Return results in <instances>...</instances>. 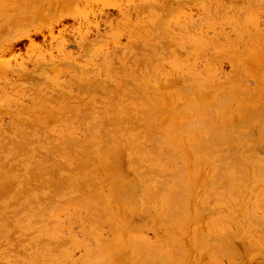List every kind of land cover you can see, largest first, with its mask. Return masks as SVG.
Here are the masks:
<instances>
[{
    "label": "rangeland",
    "instance_id": "obj_1",
    "mask_svg": "<svg viewBox=\"0 0 264 264\" xmlns=\"http://www.w3.org/2000/svg\"><path fill=\"white\" fill-rule=\"evenodd\" d=\"M0 41V264H264V0H0ZM185 77L212 88H259V99L201 96L198 81L192 88ZM186 99L211 110L203 102L189 116ZM249 105L261 113H249ZM131 112L135 120L126 116ZM215 128L220 140L208 132ZM240 128L248 132L239 140ZM168 135L180 148L172 141L170 150ZM207 140L218 142L212 148ZM67 143L76 145L71 153ZM140 143L144 158L154 146L155 155L175 149L171 159L182 178L163 180L156 167V179L149 173L148 180ZM195 153L207 159L195 162Z\"/></svg>",
    "mask_w": 264,
    "mask_h": 264
},
{
    "label": "bare ground",
    "instance_id": "obj_2",
    "mask_svg": "<svg viewBox=\"0 0 264 264\" xmlns=\"http://www.w3.org/2000/svg\"><path fill=\"white\" fill-rule=\"evenodd\" d=\"M221 1H222V0H221ZM183 2H184V1H183ZM195 2H196V1H195ZM197 2H198V1H197ZM172 3H173V2H172ZM231 3H232V2H231ZM257 3H258V2H257ZM179 4H180V3H179ZM225 4H226V3H225ZM257 5H258V4H257ZM174 6H175V5H174ZM177 6H178V5H177ZM172 7H173V6H172ZM255 7H256V6H255ZM52 8H53V7H52ZM142 8H143V7H142ZM253 8H254V7H253ZM165 9H167V8H165ZM132 10H133V9H132ZM142 10H143V9H142ZM176 10H177V9H176ZM219 11H220V10H219ZM222 11H223V10H222ZM64 12H65V11H64ZM134 12H135V11H134ZM15 13H16V12H15ZM48 13H49V12H48ZM13 14H14V13H13ZM229 14H230V12H229ZM12 17H13V16H12ZM52 17H53V15L51 16V18H52ZM53 18H54V17H53ZM34 19H36V18H34ZM37 20H38V19H37ZM6 21H7V20H6ZM159 23H161V22H159ZM196 23H197V22H196ZM37 24H38V23H37ZM161 24H162V23H161ZM13 25H14V24H13ZM15 25H16V24H15ZM159 25H160V24H159ZM13 27H14V26H13ZM22 27H23V26H22ZM23 28H24V27H23ZM25 28H26V26H25ZM25 28H24V30H25ZM27 28H28V27H27ZM164 28H165V27H164ZM249 28H250V27H249ZM11 29H12V28H11ZM158 29H159V28H158ZM26 31H27V30H26ZM14 32H15V31H14ZM252 32H253V31H252ZM7 35H8V34H7ZM7 35H6V36H7ZM11 35H14V34H11ZM158 35H159V34H158ZM6 36H5V37H6ZM5 37H4V39H5ZM7 37H8V36H7ZM161 37H162V36H161ZM159 38H160V37H159ZM2 40H3V38H2ZM31 41H32V39H31ZM31 41H30V42H31ZM0 42H1V41H0ZM7 42H8V41H7ZM11 42H12V41H11ZM32 42H33V41H32ZM2 43H3V42H2ZM170 43H171V42H170ZM0 44H1V43H0ZM31 44H32V43H31ZM260 44H261V43H260ZM108 45H109V44H108ZM170 46H171V45H170ZM84 47H85V46H84ZM138 47H139V46H138ZM156 47H157V46H156ZM262 47H264V46H262ZM262 47H261V48H262ZM150 48H151V47H150ZM158 49H159V48H158ZM254 50H255V49H254ZM138 52H139V50H138ZM114 53H115V52H113L112 55H114ZM147 53H148V52H147ZM117 54H118V53H117ZM179 54H180V53H179ZM235 54H236V53H235ZM262 54H263V52H262ZM8 56H9V55H8ZM262 56H263V55H262ZM1 59H2V58H1ZM100 59H101V57H100ZM4 60H5V59H4ZM128 60H129V59H128ZM7 61H8V59H7ZM129 61H130V60H129ZM143 61H144V60H143ZM252 61H254V60H252ZM247 62H248V61H247ZM138 63H139V62H138ZM234 63H235V62H234ZM251 63H253V62H251ZM41 64H42V63H40V65H41ZM69 64H70V63H69ZM106 64H107V63H106ZM239 64H240V63H239ZM253 64H254V63H253ZM53 65H54V63H53ZM73 65H74V64H73ZM247 65H248V64H247ZM41 66H42V65H41ZM71 66H72V64H71ZM238 66H239L240 68L242 67V66H240V65H238ZM45 67H46V66H45ZM74 67H75V66H74ZM239 67H238V68H239ZM7 68H10L11 72H12V71H13V72H18L17 69H16V71L13 70V68H12L10 65H8ZM35 68H36V67H35ZM76 68H77V67H76ZM238 68H237V69H238ZM242 68H243V67H242ZM20 69H23V68H20ZM77 69H78V68H77ZM88 69H89V68H88ZM243 69H244V68H243ZM243 69H239V71H240V70L242 71ZM262 69H264V68H262ZM10 70H7V71H10ZM33 70H34V69H33ZM39 70H40V69H39ZM46 70H47V69H46ZM124 70H125V69H124ZM128 70H129V69H128ZM34 71H35V70H34ZM114 71H115V70H114ZM233 72H234V71H233ZM131 74H132V73H131ZM237 75H238V74H237ZM138 76H139V75H138ZM178 76H179V75H178ZM233 76H234V75H233ZM241 76H242V75H241ZM179 77H180V76H179ZM205 78H206V77H205ZM195 79H196V78H195ZM200 79H201V78H200ZM200 79L197 78V80H194V81H198L197 83H199V87L201 88L200 94L205 93L206 91H207V93H209L208 91H210V92L213 93V94L218 93V95L223 93V95H221V96H224V95H225L224 98H226V102H227L228 99H229V98H227V97H236V96H238V95L241 96V94L243 93V96H246L245 98H246V100H247V104H248V102H249V101H248L249 98L252 99L253 101H256V100H254V99H255L256 97H258L257 89H259V88L255 89V90H249V89H245V90H244V89H241L237 83H234V84L229 83L227 86H225L224 84H222V85L218 84V85H220L218 88L215 87L216 85H214L215 88H212L213 86L211 87L210 84L205 83V80H203V81H204V83H203L202 81H200ZM24 80H25V79H24ZM90 80H91V79H90ZM92 80H93V79H92ZM189 80L192 82V81H193V78H192V77H191V78H190V77H185V78H184V84H186ZM201 80H202V79H201ZM44 81H45V80H44ZM186 81H187V82H186ZM190 81H189V83H190ZM194 81H193L192 86H191L192 88H193V87H196V86H194V85H195ZM261 81H262V80H261ZM84 82H85V81H84ZM99 82H100V81H99ZM106 82H107V81H106ZM139 82H140V81H139ZM259 82H260V81H259ZM96 83H97V82H96ZM189 83L186 85L187 87L189 86ZM101 84H102V83H101ZM184 84H183V87H184ZM190 84H191V83H190ZM236 84H237V85H236ZM260 84H261V83H260ZM47 85H49V83H48ZM125 85H126V84H125ZM131 85H132V84H131ZM140 85H141V84H140ZM101 86H102V85H101ZM237 86H238V87H237ZM255 86H257V85H255ZM122 87H123V86H122ZM171 87H172V86H171ZM187 87H186V88H187ZM107 88H108V87H107ZM115 88H116V87H115ZM179 88H180V87H179ZM183 89H184V88H183ZM190 89H191V88H190ZM237 89H239V90L237 91ZM240 89H241L242 92H239ZM118 90H119V89H118ZM180 90H181V89H180ZM188 90H189V88H188ZM262 90H263V89H262ZM54 91H55V90H54ZM56 91H57V90H56ZM114 91H115V89H114ZM183 92H185V91H183ZM198 92H199V91H198ZM186 93L189 94V92H186ZM207 93H206V94H207ZM181 94H182V92H181ZM116 95H117V94H116ZM137 95H139V94H137ZM207 95H208V94H207ZM207 95H205V100H206V98H207ZM262 95H263V94H262ZM56 96H57V95H56ZM64 96H65V95H64ZM201 96H203V94H202ZM211 96H212V95H210V98H211V100H212L213 97H211ZM226 96H227V97H226ZM240 96H239V97H240ZM140 97H141V96H140ZM218 97H219V96H217V97H215V98H218ZM239 97H238V98H239ZM248 97H249V98H248ZM259 97H260V96H259ZM65 98H66V97H65ZM127 98H128V97H127ZM210 98H207V99L210 100ZM243 98H244V97H243ZM243 98L240 99V101H242V100L245 99V98H244V99H243ZM116 99H117V98H116ZM118 99H119V98H118ZM118 99H117V100H118ZM152 99H153V98H152ZM199 99H201V101H202V99H204V97L201 98V97L199 96ZM218 99H223V98L219 97ZM230 99H231V98H230ZM234 99H235V98H234ZM256 99H257V98H256ZM258 99H259V98H258ZM258 99H257V100H258ZM260 99H261V97H260ZM55 100H56V99H55ZM137 100H138V99H137ZM154 100H155V99H154ZM208 100H206V102H207ZM216 100H217V99H215L214 101H216ZM235 100H236V99H235ZM235 100H234V103H235L236 101H237V103H239V102H238L239 99L236 100V101H235ZM246 100H244V101L246 102ZM252 100H251V102H252ZM51 101H52V100H51ZM194 101H195V100H194ZM197 101H198V100H197ZM199 101H200V100H199ZM199 101H198V102H199ZM212 101H213V100H212ZM214 101H213V102H214ZM220 101L223 102L224 100H220ZM231 101H232V100H231ZM231 101L229 100V102H230L229 105L231 104ZM244 101H243V102H244ZM143 102H144V101H143ZM184 102H185V101H184ZM191 102H193V101H191ZM191 102L189 101L190 104H191ZM195 102H196V101H195ZM195 102H194L193 104H195ZM198 102H196V105H198V104L201 105V107H199V108H197V107H196L195 105H193V104H191V105L189 104V105H188V102H187V99H186V104H187V105L185 104V105H186L185 108H187V106H188V108H187L188 111H187V112H189V116H192V114H190V112L193 113V112H195L197 109H200V108L203 109L202 107H203L204 105H205L204 108L206 109V107L209 105V104H208V105L206 106L207 103H206L205 101H203V102H204V105H203V102H202V103H200V102L198 103ZM216 102L219 103L218 100H217ZM224 102H225V101H224ZM245 102H244V103H245ZM251 102H250V104H251ZM197 103H198V104H197ZM205 103H206V104H205ZM232 103H233V101H232ZM2 104H3V103H2ZM144 104H145V102H144ZM211 104H212V103H210V106H211ZM213 104H214V103H213ZM213 104H212V105H213ZM216 104H217V103H215V106H216ZM239 104H240V103H239ZM241 104L243 105V103H241ZM247 104H246L245 106H247ZM254 104H255V102H254ZM256 104H257V103H256ZM261 104H262V103H261ZM261 104H258V105L261 106ZM49 105H50V104H49ZM218 105H219V104H218ZM226 105H227V103H226ZM242 105H241V106H242ZM262 105H263V104H262ZM51 106H52V105H51ZM176 106H177V105H176ZM178 106H179V105H178ZM210 106H209V107H210ZM215 106L213 105V108H214V109L217 107V106H216V107H215ZM239 106H240V105H239ZM239 106H238V108H240ZM251 106H252V105H249L248 108L251 107ZM254 106H255V105H254ZM254 106H252V107L250 108V110H251ZM260 106H255V107H260ZM114 107H115V106H114ZM179 107H180V106H179ZM219 107H222V108H223L222 103L219 105ZM242 107H243V106H242ZM126 108H128V107H126ZM130 108H131V110L133 109L131 106H130ZM130 108H129V109H130ZM134 108H135V106H134ZM207 108H208V107H207ZM210 108H211V107H210ZM210 108H208V109L211 110ZM217 108H218V107H217ZM228 108H229V107H228ZM238 108H237V109H238ZM243 108H244V107H243ZM243 108H242V109H243ZM245 108H246V107H245ZM261 108H263V107H261ZM158 109H159V108H158ZM160 109H161V108H160ZM164 109H165V108H164ZM178 109H179V108H178ZM201 109H200V110H201ZM205 109H204V110H205ZM220 109H221V108H220ZM220 109H216V110H217V111L219 110V112H220ZM242 109H238V112L240 113V110H242ZM257 109H258V108H257ZM209 110H208V112H209ZM246 110H247V109H245V111H246ZM127 111H128V110H127ZM134 111H136V109H133V112H134ZM157 111H158V110H157ZM167 111H168V110H167ZM205 111H206V110H205ZM205 111H204V112H205ZM217 111L215 112V111L212 110V113L215 112L217 115H219V113H217ZM260 111H261V110H260ZM260 111L252 109L251 112H249V113H252V114L255 113V114H256V113H261ZM263 111H264V110H263ZM263 111H262V114H264ZM145 112L147 113V111L144 110V114H145ZM153 112H155V111H153ZM164 112H165V110H164ZM200 112H201V111H200ZM226 112H227V111H226ZM107 113H108V112H107ZM113 113H114V112H113ZM124 113H125V112H124ZM124 113H122L123 116L125 115ZM155 113H156V112H155ZM157 113H158V112H157ZM165 113H167V112H165ZM184 113H185V112H184ZM209 113H211V112H209ZM209 113H208V114H209ZM223 113H224V112H223ZM223 113H222V114H223ZM227 113H228V112H227ZM130 114H131V115L126 114V116H131V117H133L134 115H136V114H134V113H132V112H131ZM133 114H134V115H133ZM158 114H159V113H158ZM169 114H170V113H169ZM187 114H188V113H187ZM201 114H202V113H201ZM204 114H206V113H204ZM216 114H215V115H211V119L208 121L209 124H210V121H212V122L214 123V121H215L216 119L212 118V116H214V117L216 118V117H217ZM222 114H221V115H222ZM240 114H241V113H240ZM240 114H239V115H240ZM142 115H143V114H142ZM151 115H152V114H151ZM154 115H155V114H153V116H154ZM194 115H196V112H195ZM223 115H224V114H223ZM241 115H243V114H241ZM241 115H240L241 118L239 117V120H240V119L242 120V117H243V116H241ZM253 115H254V114H253ZM257 115H258V114H257ZM136 116H137V115H136ZM155 116H156V115H155ZM159 116H160V114H159ZM166 116H167V115H166ZM199 116H200V115H199ZM199 116H198V118H197L196 120H199V119H200ZM202 116L204 117V115H202ZM202 116H201V118H202ZM234 116H235V115H234ZM234 116H233V117H234ZM131 117H130V121H133ZM150 117H151V116H150ZM186 117H188V116H186ZM195 117H196V116H195ZM205 117H206V121H207V119L210 118V117H208V115H206ZM207 117H208V118H207ZM244 117H245V116H244ZM136 118H137V117H136ZM143 118H144V116H143ZM146 118H147V117H146ZM164 118H165V117H164ZM121 119H122V118H121ZM133 119L135 120V116H134ZM189 119L192 120V119H195V118H192V119H191V117H189ZM202 119L205 120V118H202ZM202 119H200V120L198 121V123H201V121H202V122H204L205 124H207V125H205V126L208 127L209 124H208L206 121L202 120ZM212 119H213L214 121H213ZM110 120H112V119H110ZM127 120L129 121L128 118H127ZM142 120H143V119H142ZM149 120H150V119H149ZM154 120H155V117H154ZM182 120H183V119H182ZM182 120H181V122H182ZM196 120H194L195 123L197 122ZM225 120H226V119H225ZM241 120H240V121H241ZM243 120H244V119H243ZM63 121H64V120H63ZM146 121H147V120H146ZM167 121H168V120H167ZM192 121H193V120H192ZM194 121L192 122V125H193ZM228 121H229V120H228ZM126 122H127V121H126ZM138 122H139V121H138ZM155 122H156V121H155ZM155 122H154V123H155ZM212 122H211V124L209 125V127H210L211 125H212V127H213V123H212ZM216 122H217V121H216ZM216 122H215V123H216ZM248 122H249V121H248ZM251 122H253V121H251ZM134 123H135V122H134ZM145 123H146V122H145ZM145 123H143V124H145ZM154 123H153L152 125H157V124H158V123H157V124H154ZM166 123H167V122H166ZM166 123H165V126H166ZM195 123H194V125H195ZM198 123H197V124H198ZM204 123H203V124H204ZM221 123H222V122H221ZM228 123H229V122H228ZM236 123H238V122H236ZM245 123H247V122L245 121ZM258 123H259V121H258ZM48 124H49V123H48ZM143 124H142V125H143ZM203 124H202V125H203ZM224 124H225V123H223V125H224ZM229 124H232V123H229ZM256 124H257V123H256ZM256 124H255V125H256ZM26 125H27V124H26ZM108 125H109V124H108ZM132 125H133V123H132ZM135 125H136V124H134V126H135ZM142 125H141V126H142ZM182 125H183V124H182ZM200 125H201V124H199V127H200ZM202 125H201L200 129H199V127H198L197 125H195V127L197 126V127H196V130H197V131H198V129H199V130H201V129L205 130V129H204L205 126L203 125L204 127H202ZM217 125H218V124H217ZM241 125H242V124H241ZM252 125H253V123H252ZM255 125H254V126H255ZM113 126H114V125H113ZM117 126H118V125H117ZM127 126H128V125H127ZM137 126H139V124H138ZM143 126H144V125H143ZM157 126H158V125H157ZM178 126H179V125H178ZM180 126H181V124H180ZM180 126H179L178 129L181 131V127H180ZM214 126H215V125H214ZM218 126H219V125H218ZM227 126H228V125H227ZM244 126H245V125H244ZM244 126H243V127H244ZM130 127H131V124H130ZM132 127H133V126H132ZM162 127H164V126H162ZM182 127L185 128V126H182ZM193 127H194V126H193ZM193 127H192V129H193ZM222 127H223V126H222ZM225 127H226V125H225ZM225 127H223V128H225ZM154 128H155V126H154ZM157 128H158V127H157ZM159 128H160V127H159ZM159 128H158V129H159ZM184 128H183V131H181V133H183V134H184V133H187V135H188V133H191V132H188V130H187V129H184ZM186 128H187V126H186ZM197 128H198V129H197ZM213 128H214V127H213ZM217 128H218V127H217ZM230 128H231V127H230ZM249 128H251V127H249ZM44 129H45V128H44ZM130 129H131V128H130ZM162 129H163V128H162ZM164 129H165V128H164ZM164 129H163L162 132H165ZM174 129H175V128H173L172 130H174ZM176 129H177V127H176ZM194 129H195V128H194ZM207 129L212 130V128H207ZM219 129H222L221 126H220ZM231 129H232V128H231ZM9 130H10V129H9ZM45 130H46V129H45ZM135 130H136V129H135ZM145 130H146V129H145ZM155 130H157V129H155ZM160 130H161V129H160ZM203 130H202L201 133L199 132V134L207 133L206 130H205L206 132L203 131ZM215 130H216V128L213 129V131H208V132L211 133V132H214ZM226 130H227V128H226ZM237 130H238V131H242L241 128H240V130H239V129H237ZM243 130H244V129H243ZM132 131H134V130H132ZM143 131H144V130H143ZM152 131H153V130H152ZM176 131L179 132L178 130H176ZM185 131H187V132H185ZM190 131H191V128H190ZM197 131H195V132H197ZM216 131H217V130H216ZM216 131H215V132H216ZM219 131H220V130H219ZM222 131H223V130H222ZM252 131H253V130H252ZM28 132H29V131H28ZM146 132H147V131H146ZM149 132H150V131H149ZM149 132H147L148 135H149ZM170 132H171V130H170ZM192 132H194V131L192 130ZM242 132H243V131H242ZM242 132H239V134H240V135L238 136V137H239V140H240V138H241L240 136H242V134H244V132H246V130H244L243 133H242ZM247 132H248V131H247ZM247 132H246V134H247ZM257 132H258V131H257ZM259 132H260V131H259ZM262 132H263V131H262ZM141 133L143 134V132H141ZM168 133H169V131H168ZM217 133H218V132H217ZM217 133H214V134L211 133V134H213L212 136L214 137V135L217 134ZM250 133H251V132H250ZM260 133H261V132H260ZM155 134H156V132H155ZM195 134H196V133L192 134L191 136H194ZM199 134H198V135H199ZM211 134H210V135H211ZM220 134H221V133H220ZM222 134H223V133H222ZM222 134L219 135V137L222 136ZM224 134H225V132H224ZM236 134H238V133H236ZM236 134H235V135H236ZM246 134H245V135H246ZM262 134H264V133H262ZM148 135H147V137H148ZM158 135H159V134H158ZM164 135H165V133H163L161 136L164 137ZM169 135H170V133H169ZM169 135H168V136H169ZM172 135H174V134H172ZM181 135H182V134H181ZM184 135H185V134H184ZM203 135H204V134H203ZM230 135H231V134H230ZM233 135H234V133H233ZM260 135H261V134H260ZM125 136H126V135H125ZM140 136H141L140 139H142V138L145 137V135H144V137H142L143 135H140ZM150 136H151V135H150ZM155 136H157V134H156ZM155 136H154V137H155ZM182 136H183V135H182ZM212 136H210V138H212ZM223 136H224V135H223ZM228 136H229V135H228ZM228 136H224V137L227 138ZM231 136H232V135H231ZM236 136H237V135H236ZM135 137H137V136H135ZM151 137H152V136H151ZM151 137H150V138H151ZM157 137H158V136H157ZM159 137H160V136H159ZM169 137H170V140H171L172 137H171V136H169ZM169 137H167V138L169 139ZM175 137H176V136H174L173 138H175ZM197 137H198V136H197ZM203 137H205V136H203ZM224 137H222V138L224 139ZM233 137H234V136H233ZM233 137H230L232 142H233V141H238V140H232ZM3 138H4V137H3ZM145 138H146V137H145ZM145 138H144V139H145ZM160 138H161V137H160ZM178 138H180V133H179V137H178ZM183 138H184V137H183ZM192 138H193V137H192ZM208 138H209V136H208L206 139H208ZM214 138H215V137H214ZM234 138H235V137H234ZM236 138H237V137H236ZM236 138H235V139H236ZM242 138H243V137H242ZM254 138H255V137H254ZM117 139H119V138H117ZM152 139H153V138H152ZM155 139H156V138H155ZM194 139H195V138H194ZM197 139H198V138H197ZM206 139L204 138V140H206ZM215 139L220 140L218 137H216ZM228 139H229V138H228ZM237 139H238V138H237ZM250 139H251V138H250ZM39 140H40V139H39ZM70 140H71V139H69L68 143L70 142ZM134 140H135V138H134ZM146 140H147V138H146ZM146 140H144V141L147 142ZM149 140H150V139H149V137H148V141H149ZM157 140H158V139H157ZM161 140H162V139H161ZM170 140H169V141H170ZM173 140H174V139H173ZM173 140H171L170 142H169V141H167V142L164 141V143H165V144L167 143V145L169 146V148H170V147L172 148V146L170 145V143H171ZM189 140H190V139H188L187 141H189ZM192 140H193V139H192ZM210 140H211V139H210ZM210 140H207V142L210 141ZM212 140H213V139H212ZM218 140L215 141V142H212V143H211V145H213L212 148H214V145H215L216 142H218ZM153 141H155V140L153 139ZM158 141H159V140H158ZM158 141L156 142L157 144L162 142V141H160V142H158ZM175 141L177 142V146H178L180 139H179V141H177V137H176ZM175 141H173V142H175ZM194 141H196V140H193V142H194ZM243 141H245V140L243 139ZM12 142H14V141H12ZM15 142H16V141H15ZM66 142H67V141H66ZM71 142H72V140H71ZM173 142H172V143H173ZM238 142H239V141H238ZM245 142H246V141H245ZM250 142H251V141H250ZM68 143L66 144V146L68 145ZM138 143H139V142H138ZM138 143H137V144H138ZM142 143H143V142H142ZM142 143H140V144L142 145ZM156 143H155V144H156ZM168 143H169V144H168ZM172 143H171V144H172ZM190 143H191V142H190ZM200 143H201V142H200ZM202 143H206V142L203 141ZM208 143H209V142H208ZM219 143H220V141H219ZM16 144H17V143H16ZM76 144H77V142H76ZM107 144H108V143H107ZM146 144H147V143H146ZM151 144H152V142H151ZM161 144H163V142H162ZM161 144H158V145H160V147H162ZM192 144H193V143H192ZM194 144H195V143H194ZM217 144H218V143H217ZM238 144H239V143H238ZM238 144H237V145H238ZM241 144H243V143H240V145H241ZM62 145H63V144H62ZM64 145H65V144H64ZM69 145H70L71 147H73V148H74V146H76V145H72L71 143H70ZM77 145H78V144H77ZM143 145H145V144H143ZM143 145L141 146L142 148H140V150H142L143 148L145 149V146L143 147ZM149 145H150V144H149ZM158 145H157V147H159ZM167 145H166V148H167V149H166V148H163V149H166L167 152H168L169 149H168ZM195 145H199V144L196 143ZM195 145H194V147H193L194 150H195ZM203 145H204V144H203ZM209 145H210V143H209ZM211 145H210V146H211ZM221 145H222V144H221ZM223 145H225V144H223ZM263 145H264V143H263ZM70 146H69V147L67 146V147L65 148V151H66L67 149H71V150H72V148H70ZM134 146H137V149H139V147H140V145H134ZM164 146H165V145H164ZM173 146H175V144H174ZM190 146H191V145H190ZM247 146L250 147L249 144H248ZM252 146H254V145H251V148L253 149ZM261 146H262V145H261ZM155 147H156V146H154V148L152 147L153 151H150V152H149V157H148V158H144L143 150H142V154H139V156H140V155H142V156H140L139 158L137 157V158L139 159V161H140L142 164L146 165V168H147V170H148V172H147L148 175L146 174V176H147V178H149L148 180L153 179V178H150V176H149L150 174H149V173H151V176L154 177V180L156 179V177H155L156 175L153 176V172H155L154 170H155L156 167L159 168V169L157 168L159 171H156V172H160V173H157V176H158L159 174L162 175L163 172H164L165 175H162L163 178L161 177L163 180H164L165 178H168V179H171V178H172V179H173V176H174V179H175V177H179L178 179L182 178V176H180V175H181L180 172H178V169H177V172H175V169H176V168L174 169V166H175L177 163L175 164V161H174L173 159H171L172 154H173L176 150L173 148L175 151L172 149L173 152H171V151L169 152V153H171V156H168L169 153H167V155H166V153H163L164 150L161 151V152L163 153V155H162V153L155 155V153H154V149H157V148H155ZM160 147H159V150L161 149ZM178 147H179V146H178ZM198 147H200V146H198ZM198 147L196 146V148H198ZM201 147H202V145H201ZM206 147H208V145H207ZM206 147H205V145H204V146L202 147V149H199L200 152H201L204 148H206ZM218 147L220 148V146H218ZM236 147H237V146H236ZM238 147H239V146H238ZM21 148H23V147H21ZM171 148H170V150H171ZM175 148H176V147H175ZM179 148H180V147H179ZM193 148H192V149H193ZM209 148H210V147H208V149H209ZM212 148H211V150H213ZM226 148H227V149H226L225 151H227L229 147H226ZM233 148H234V147H233ZM242 148H243V147H242ZM15 149H16V148H15ZM177 149H178V148H177ZM208 149L206 148V150H208ZM223 149H224V148H223ZM243 149H244V148H243ZM56 150H57V149H56ZM56 150H55V151H56ZM71 150H67V151H69V152L71 153ZM116 150H117V149H116ZM150 150H151V145H150ZM159 150H158V152H157V150H156V152L159 153V152H160ZM166 150H165V152H166ZM181 150H182V149H181ZM194 150H192V151H194ZM238 150H239V149H238ZM245 150H246V149H245ZM248 150H249V149H248ZM59 151H61V150H59ZM136 151H137V150H136ZM196 151H198V150H196ZM196 151H195V152H196ZM208 151H210V150H208ZM208 151H207V152H208ZM219 151H220V150H219ZM225 151H224V152H225ZM243 151H244V150H243ZM246 151H247V150H246ZM246 151H245V152H246ZM26 152H27V151H26ZM56 152H57V151H56ZM75 152H76V151H75ZM82 152H83V151H82ZM82 152H81V153H82ZM114 152H115V151H114ZM138 152H139V151H138ZM138 152H137V154L134 153V154H132V155H135V154H136V156H138ZM176 152H177V151H176ZM198 152H199V151H198ZM203 152H204V150H203ZM215 152H216V151H215ZM237 152H238V151H237ZM183 153H184V152H183ZM193 153H194V152H193ZM209 153H210V152H208V154H209ZM212 153H213V151H212ZM220 153H221V152H220ZM242 153H243V152H242ZM253 153H254V152H252V155H253ZM19 154H20V153H19ZM117 154H118V153H117ZM117 154H116V155H117ZM203 154H206V152H204ZM214 154H215V153H214ZM246 154H247V153H246ZM249 154H250V153H249ZM249 154H248L246 157H248ZM72 155H73V154H72ZM176 155H177V153H176ZM180 155H181V154H180ZM182 155H183V154H182ZM184 155H185V154H184ZM195 155H196V153H195ZM200 155H201V157H203L202 159H204V156H205V155L202 156V153H201ZM200 155H199V156H200ZM228 155H229V154H228ZM239 155H240V154H239ZM12 156H13V155H12ZM17 156H18V154H17ZM35 156H37V155H35ZM47 156H48V155H47ZM161 156L163 157V159L160 158ZM173 156H174V154H173ZM185 156H186V155H185ZM206 156H207V154H206ZM211 156H212V154H211ZM214 156H215V155H214ZM222 156H223V155H222ZM237 156H238V155H237ZM254 156H255V155H254ZM18 157H19V156H18ZM176 157H177V156H176ZM178 157H179V155H178ZM181 157H182V156H181ZM195 157H196L195 162L200 161V160H197V159L199 158L197 155H196ZM201 157H200L199 159H201ZM208 157H209V156H207V158H208ZM229 157H230V156H229ZM231 157H232V156H231ZM246 157H245V160H246ZM249 157H250V156H249ZM132 158H133V157H132ZM137 158H136V159H137ZM174 158H175V156H174ZM207 158H206V159H207ZM210 158H211V157H210ZM239 158H240V157H239ZM77 159H78V158H77ZM160 159H161V160H164V161H161ZM181 159L183 160V157H182ZM206 159H204V160H206ZM213 159H214V158H213ZM224 159H226V158H224ZM235 159H238V158L235 157ZM240 159H242V157H241ZM46 160H47V159H46ZM209 160H210V159H209ZM211 160H212V159H211ZM220 160H221V159H220ZM222 160H223V159H222ZM226 160H227V159H226ZM180 161H181V160H180ZM223 161H224V160H223ZM223 161H222V162H223ZM233 161H234V160H233ZM263 161H264V160H263ZM164 162L167 163V167H169L170 169H169V168L165 169L166 165L164 164ZM177 162H178V161H177ZM201 162H202V161H201ZM45 163H46V162H45ZM132 163H133V162H132ZM184 163H185V162H184ZM203 163H204V162H203ZM207 163H208V161H207ZM241 163H242V162H241ZM178 164H179V163H178ZM199 164L201 165V163H199ZM204 164H205V163H204ZM211 164H212V163H211ZM229 164H230V163H229ZM232 164H233V163H232ZM245 164H246V163H245ZM2 165H3V164H2ZM61 165H62V164H61ZM179 165H180V164H179ZM246 165H247V164H246ZM246 165H245V166H246ZM44 166H45V165H44ZM139 166H140V163H139V165H137V167H139ZM176 166H177V165H176ZM180 166H181V165H180ZM196 166H198V164H197ZM223 166H224V165H223ZM240 166H241V165H240ZM53 167H54V166H53ZM60 167H61V166H60ZM135 167H136V165H135ZM135 167H134V168H135ZM185 167H186V166H185ZM185 167H181V168H185ZM194 167H195V165L193 166V168H194ZM224 167H225V166H224ZM226 167H227V166H226ZM243 167H244V166H243ZM260 167H262V166H260ZM36 168H37V167H36ZM179 168H180V167H179ZM181 168H180V169H181ZM186 168H187V167H186ZM218 168H219V167H218ZM227 168H228V167H227ZM237 168H238V167H237ZM241 168H242V167H241ZM9 169H10V168H9ZM38 169H39V168H38ZM74 169H75V168H74ZM138 169H139V168H138ZM180 169H179V170H180ZM187 169H188V168H187ZM196 169H198V168H196ZM222 169H223V168H222ZM225 169H226V168H225ZM234 169H235V168H234ZM243 169H245V168H243ZM135 170H136V169H135ZM135 170H134V171H135ZM140 170H141V169H140ZM140 170H139V171H140ZM143 170H145V169L143 168L142 171H143ZM173 170H174V171H173ZM182 170H183V169H182ZM218 170H219V169H217V171H218ZM220 170H221V169H220ZM241 170H242V169H241ZM10 171H11V170H10ZM14 171H15V170H14ZM58 171H59V170H58ZM142 171H141V172H142ZM183 171H184V173H185V170H183ZM183 171H181V173H182ZM262 171H264V170H262ZM11 172H13V171H11ZM53 172H54V171H53ZM136 172H137V171H136ZM141 172H140V173H141ZM143 172H144V171H143ZM156 172H155V173H156ZM238 172H239V171H238ZM243 172H244V170H243ZM260 172H261V171H260ZM140 173H139V174H140ZM187 173H188V172H187V170H186V174H187ZM216 173H217V172H216ZM40 174H41V173H40ZM137 174H138V173H137ZM189 174H190V173H189ZM241 174H242V173H241ZM262 174H263V173H261V175H262ZM142 175H144V177H145V174L142 173L141 176H142ZM209 175H210V174H209ZM222 175H223V174H222ZM222 175H221V176H222ZM224 175H225V174H224ZM133 176H134V175H133ZM148 176H149V177H148ZM165 176H166V177H165ZM183 176H184V174H183ZM216 176H218V175H216ZM242 176H243V175H242ZM247 176H248V175H247ZM41 177H43V176H41ZM41 177H40V178H41ZM117 177H120V176L118 175ZM135 177H136V176H135ZM137 177H138V176H137ZM144 177H143V178H144ZM159 177H160V176H159ZM159 177H158V178H159ZM164 177H165V178H164ZM184 177H185V176H184ZM184 177H183V178H184ZM187 177H188V175H187ZM189 177H190V175H189ZM120 178H122V177H120ZM120 178H119V179H120ZM133 178H134V177H133ZM141 178H142V177H141ZM141 178H140V179H141ZM147 178H146V179H147ZM190 178H191V177H190ZM225 178H226V176H225ZM229 178H230V176H229ZM234 178H236V177H234ZM241 178H242V177H241ZM241 178H240V179H241ZM114 179H115V178H114ZM162 179H161V180H162ZM187 179H188V178H187ZM187 179H186V180H187ZM215 179H217V178L215 177ZM227 179H228V178H227ZM238 179H239V178H238ZM243 179H244V178H243ZM243 179H242V180H243ZM245 179H246V178H245ZM43 180H44V179H43ZM51 180H52V179H51ZM53 180H54V179H53ZM125 180H126V178H125ZM144 180H145V179H144ZM144 180L142 179V182H143V183H144ZM148 180H147V182H148ZM157 180H158V179H157ZM183 180H184V179H183ZM183 180H181V181H183ZM186 180H185V181H186ZM212 180H213V179H212ZM232 180H233V179H232ZM246 180H247V179H246ZM108 181H109V179H108ZM115 181H117V180H115ZM188 181H189V180H188ZM224 181H225V180H224ZM229 181H230V180H229ZM229 181H228V182H229ZM12 182H13V181H12ZM28 182H29V181H28ZM37 182H38V181H37ZM111 182H112V181H111ZM122 182H123V180H122ZM147 182H146V183H147ZM149 182H150V181H149ZM149 182H148V183H149ZM212 182H213V181H212ZM242 182H243V181H242ZM31 183H32V182H31ZM43 183H44V182H43ZM113 183H114V180H113ZM131 183H133V182H131ZM146 183H145V184H146ZM148 183H147V185H148ZM157 183H158V182H157ZM157 183H156V184H157ZM162 183H163V182H162ZM174 183H175V182H174ZM183 183H184V182H183ZM183 183H181V184H183ZM187 183H188V182H187ZM191 183H192V182H191ZM210 183H211V182H210ZM213 183H214V182H213ZM217 183H218V182H217ZM4 184H5V183H4ZM129 184H130V183H129ZM149 184H151V183H149ZM188 184H189V183H188ZM227 184H228V183H227ZM25 185H26V183H25ZM52 185H53V184H52ZM60 185H61V184H60ZM132 185H133V184H132ZM136 185H137V184H136ZM147 185H145V186H147ZM157 185H159V184H157ZM166 185H167V184H166ZM177 185H178V184H177ZM191 185H192V184H191ZM220 185H221V184H220ZM222 185H223V184H222ZM228 185H229V184H228ZM230 185H232V184H230ZM2 186H3V184H2ZM145 186H144V189H145L144 193H145L146 190H147V189H146L147 187L145 188ZM150 186H152V185H150ZM154 186H155V185H154ZM226 186H227V185H226ZM243 186H244V185H243ZM243 186H242V188H243ZM41 187H42V186H41ZM50 187H51V185H50ZM112 187H113V186H112ZM120 187H122V186H120ZM132 187H133V186H132ZM169 187H170V186H169ZM169 187H168V188H169ZM2 188H4V187H2ZM35 188H37V187H35ZM48 188H49V187H48ZM54 188H55V187H54ZM136 188H137V187H136ZM148 188H149V187H148ZM159 188H160V187H159ZM172 188H173V187H172ZM208 188H209V187H208ZM223 188H224V187H223ZM94 189H95V188H94ZM111 189H112V188H111ZM144 189H143V190H144ZM169 189H170V188H169ZM177 189H178V188H176L175 190H177ZM262 189H264V188H262ZM114 190H115V189H114ZM119 190H120V188H119ZM121 190H122V188H121ZM133 190H134V188H133ZM140 190H141V189H140ZM185 190H186V189H185ZM185 190H184V191H185ZM229 190H230V189H229ZM229 190L227 189V191H229ZM51 191H52V190H51ZM60 191H61V190H60ZM80 191H81V190H80ZM115 191H117V189H116ZM165 191H166V190H164V193H165ZM187 191H188V190H186L185 192H187ZM81 192H82V191H81ZM90 192H91V191H90ZM121 192H122V191H121ZM147 192H148V190H147ZM147 192H146V193H147ZM154 192H155V191H153V193H154ZM174 192H175V191H174ZM189 192H190V191H189ZM225 192H226V190H225ZM57 193H58V192H57ZM60 193H61V192H60ZM112 193H113V192H112ZM142 193H143V191H142ZM168 193H172V192H169V191H168ZM178 193H179V192H178ZM235 193H236V192H235ZM115 194H116V196H117V193H115ZM119 194H120V193H119ZM121 194H122V193H121ZM135 194H136V193H135ZM159 194H160V193H159ZM159 194H158V197H159ZM187 194H188V193H187ZM187 194H186V195H187ZM206 194H207V193H206ZM18 195H20V194H18ZM83 195H84V194H83ZM89 195H90V194H89ZM89 195H88V197H89ZM97 195H98V194H97ZM132 195H133V193H132ZM145 195H146V194H145ZM150 195H151V194H150ZM171 195H172V194H171ZM173 195H175V194H173ZM173 195H172V196H173ZM235 195H236V194H235ZM121 196H122V195H121ZM123 196H124V195H123ZM125 196H126V195H125ZM151 196H152V195H151ZM153 196H154V195H153ZM160 196H161V195H160ZM169 196H170V195H169ZM169 196H168V197H169ZM178 196H179V195H178ZM181 196H182V195H181ZM3 197H4V196H3ZM102 197H103V196H102ZM173 197H174V196H173ZM173 197H171L172 200H173ZM175 197H176V196H175ZM182 197H183V196H182ZM89 198H90V197H89ZM99 198H100V197H99ZM117 198H118V196H117ZM128 198H129V197H128ZM128 198L125 197L124 199H128ZM148 198H149V195H148ZM150 198H151V197H150ZM169 198H170V197H169ZM176 198H177V197H176ZM179 198H181V197H179ZM210 198H211V197H210ZM91 199H92V198H91ZM94 199H97V198H93V200H94ZM101 199H102V200H101ZM101 199L98 200V203H97V200H94V201H96L95 203L98 205V204L100 203V200H101V204H102V201L104 202V200H103V198H101ZM114 199H115V198H114ZM124 199H123V200H124ZM152 199H153V198H152ZM177 199H178V198H177ZM118 200H119V199H118ZM128 200H129V199H128ZM147 200H148V199H147ZM166 200H167V199H166ZM178 200H179V199H178ZM178 200H177V201H178ZM180 200H181V199H180ZM39 201H40V200H39ZM54 201H56V200H54ZM73 201H75V200H73ZM94 201H93V202H94ZM158 201H160V200H158ZM164 201H165V200H164ZM164 201H163V202H164ZM169 201H171V200H169ZM169 201H168V202H169ZM67 202H68V201H67ZM151 202H152V200H151ZM160 202H161V201H160ZM163 202H162V203H163ZM165 202H166V201H165ZM182 202H183V201H182ZM48 203H49V202H48ZM51 203H52V202H51ZM122 203H124V202H122ZM188 203H189V201H188ZM14 204H15V203H14ZM29 204H30V203H29ZM49 204H50V203H49ZM54 204H55V203H54ZM58 204H59V203H58ZM101 204H100V205H101ZM147 204H148V203H147ZM150 204H151V203H150ZM153 204H154V202H153ZM160 204H161V203H160ZM164 204H165V203H164ZM168 204H170V203H168ZM189 204H190V203H189ZM60 205H61V203H60ZM105 205H106V204L103 205V206H104V210H105V208L107 207V206L105 207ZM176 205H177V203H176ZM179 205H181V204L179 203ZM184 205H185V204H184ZM51 206H52V205H51ZM55 206H56V205H55ZM103 206H102V207H103ZM124 206H125V205H124ZM148 206H149V205H148ZM151 206H152V205H151ZM155 206H156V204H155ZM168 206H169V205H168ZM168 206H167V207H168ZM170 206H171V205H170ZM172 206H173V205H172ZM182 206H183V204H182ZM100 207H101V206H100ZM136 207H137V206H136ZM157 207H158V206H157ZM177 207H178V206H177ZM177 207H176V208H177ZM58 208H59V207H58ZM151 208H152V207H151ZM153 208H154V207H153ZM162 208H164V207H162ZM178 208H179V207H178ZM183 208H184V206H183ZM189 208H190V207H189ZM224 208H225V207H224ZM224 208H223V209H224ZM93 209H94V208H93ZM101 209H102V208H101ZM101 209H100V210H101ZM159 209H161V208H159ZM170 209H171V208H170ZM170 209H169V210H170ZM223 209H222V210H223ZM102 210H103V209H102ZM115 210H116V209H115ZM131 210H133V208H132ZM143 210H144V209H143ZM177 210H179V209H177ZM181 210H182V209H181ZM38 211H39V210H38ZM43 211H44V210H43ZM149 211H150V210H149ZM154 211H155V209H154ZM166 211H167V210H166ZM152 212H153V211H152ZM173 212H174V211H173ZM173 212H172V213H173ZM177 212H180V211H177ZM181 212H182V211H181ZM187 212H188V211H187ZM196 212H197V211H196ZM248 212H249V211H248ZM43 213H44V212H43ZM101 213H102V212H101ZM149 213H150V212H149ZM170 213H171V212L168 213L169 216L172 215V214L170 215ZM182 213H183V212H182ZM182 213H181V214H182ZM83 214H84V213H83ZM109 214H110V213H109ZM175 214H177V213H175ZM178 214H179V213H178ZM178 214H177V215H178ZM104 215H105V214H104ZM179 215H180V214H179ZM190 215H191V214H190ZM195 215H196V214H195ZM232 215H233V214H232ZM101 216H102V215H101ZM164 216H166V215H164ZM172 216H173V215H172ZM181 216H182V215H181ZM183 216H184V215H183ZM118 217H119V216H118ZM166 217H167V216H166ZM173 217H174V216H173ZM173 217H172V218H173ZM193 217H194V216H193ZM127 218H128V217H127ZM182 218H183V217H182ZM195 218H196V216H195ZM200 218H201V217H200ZM202 218H203V217H202ZM169 219H171V218L169 217ZM188 219H189V218H188ZM174 220H176V219L174 218ZM202 220H203V219H202ZM193 221H194V220H193ZM96 222H97V221H96ZM167 222H168V221H166V224H167ZM199 222H200V221H199ZM174 223H175V222H174ZM108 224H109V223H108ZM112 224H113V223H112ZM112 224H111V225H112ZM92 225H93V224H92ZM134 225H135V224H134ZM167 225H168V224H167ZM224 225H225V224H224ZM140 226H142V225H140ZM169 226H170V225H169ZM169 226H168V227H169ZM108 227H109V226H108ZM132 227H133V226H132ZM138 227H139V226H138ZM213 227H214V226H213ZM162 229H163V228H162ZM183 230H184V229H183ZM215 230H216V229H215ZM225 230H226V229H225ZM218 231L220 232V229H219ZM228 231H229V230H228ZM223 232H224V231H223ZM114 233H115V232H114ZM168 233H169V232H168ZM216 233H217V232H216ZM216 233H215V234H216ZM218 235H219V234H217V236H218ZM222 236H223V235H222ZM222 236H221V237H222ZM218 237H219V236H218ZM221 237H220V239H221ZM227 238H228V237H227ZM109 239H110V238H109ZM172 239H173V238H172ZM213 240H214V239H213ZM226 240H228V239H226ZM170 241H171V240H170ZM100 242H101V241H100ZM177 242H178V241H177ZM223 242H224V241H223ZM229 242H230V241H229ZM179 243H180V241H179ZM196 243H197V242H196ZM202 243H204V242H202ZM97 244H98V243H97ZM100 244H101V243H100ZM220 244H221V243H220ZM97 248H98V247H97ZM178 248H179V247H178ZM216 248H217V247H216ZM102 249H103V248H102ZM168 249H169V248H168ZM156 251H157V250H156ZM184 251H185V250H184ZM95 252H96V251H95ZM101 252H102V250H101ZM101 252H100V253H101ZM103 252H104V249H103ZM103 252H102V253H103ZM110 252H111V251H110ZM151 252H152V251H151ZM168 252H169V251H168ZM173 252H174V251H173ZM185 252H186V251H185ZM100 253H99V254H100ZM156 253H157V252H156ZM158 253H159V251H158ZM181 253H182V252H181ZM99 254H98V255H99ZM153 254H154V253H153ZM174 254H175V253H174ZM182 254H183V253H182ZM221 254H222V253H221ZM102 255H104V254H102ZM158 255H159V254H158ZM153 256H155V255H153ZM176 256H178V255L176 254ZM181 256H182V255H181ZM99 257H100V256H99ZM103 257H104V256H103ZM151 257H152V255H151ZM155 257H156V256H155ZM107 258H108V257H107ZM179 258H180V257H179ZM184 258H185V257H184ZM215 258H217V257H215ZM223 258H224V257H223ZM96 259H97V257H96ZM99 259H100V258H99ZM152 259H153V258H152ZM94 260H95V259H94ZM100 260H102V258H101ZM100 260H99V261H100ZM174 260H175V259H174ZM97 261H98V260H97ZM110 261H111V260H110ZM156 261H157V260H156ZM177 262H178V261H177ZM162 263H163V262H162ZM88 264H90V263H88Z\"/></svg>",
    "mask_w": 264,
    "mask_h": 264
}]
</instances>
